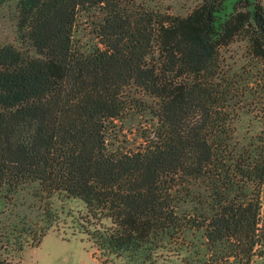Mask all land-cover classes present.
<instances>
[{"label": "trees", "instance_id": "1", "mask_svg": "<svg viewBox=\"0 0 264 264\" xmlns=\"http://www.w3.org/2000/svg\"><path fill=\"white\" fill-rule=\"evenodd\" d=\"M134 3L0 0L21 45L0 44V264L58 225V199L99 222L84 233L101 264L264 255V0H201L186 16ZM83 15L94 46L76 39ZM137 91L157 123L137 150H111Z\"/></svg>", "mask_w": 264, "mask_h": 264}, {"label": "rangeland", "instance_id": "2", "mask_svg": "<svg viewBox=\"0 0 264 264\" xmlns=\"http://www.w3.org/2000/svg\"><path fill=\"white\" fill-rule=\"evenodd\" d=\"M200 2L201 0H135L134 4L136 7L148 5L154 12L161 14L186 16ZM4 7L0 11V44L11 43L21 47L17 41L14 6ZM94 20L86 15L79 19L76 39L84 47L94 46L100 41L96 37ZM231 54L236 55V47H232ZM133 97L134 99L127 101L124 120L117 121L112 131L108 132L111 150H137L145 142L143 134L150 135L157 123L152 110L155 103L142 96L139 91ZM241 119L240 126L243 129L251 126L255 133L261 130L260 123L254 121L251 115H243ZM262 203L264 216V189ZM54 204L59 214L58 225L50 229L36 247H26L13 254L10 258L12 264H101L89 236L84 233L88 226L99 222L88 217L85 204L78 199H58ZM102 223L110 225L106 220ZM111 264L123 263L116 261ZM253 264H264V255Z\"/></svg>", "mask_w": 264, "mask_h": 264}]
</instances>
